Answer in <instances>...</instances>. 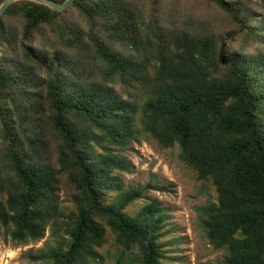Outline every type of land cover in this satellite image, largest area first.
Returning <instances> with one entry per match:
<instances>
[{"label": "trees", "instance_id": "1", "mask_svg": "<svg viewBox=\"0 0 264 264\" xmlns=\"http://www.w3.org/2000/svg\"><path fill=\"white\" fill-rule=\"evenodd\" d=\"M206 1L234 25L230 34L195 30L189 20L160 25L144 3L128 0H74L62 12L23 0L6 9L0 229L15 245L46 230L52 238L27 261L98 264L108 230L126 264H163L164 211L148 202L128 214L143 191L120 185L129 173L122 152L140 132L177 147L178 159L212 185L216 201L199 210L200 223L225 252L223 264H264V0ZM69 8L87 32L62 20ZM227 36L246 49L228 48ZM86 59L100 82L85 75ZM113 84L141 97L122 99ZM62 177L74 189L67 212L56 194Z\"/></svg>", "mask_w": 264, "mask_h": 264}, {"label": "rangeland", "instance_id": "2", "mask_svg": "<svg viewBox=\"0 0 264 264\" xmlns=\"http://www.w3.org/2000/svg\"><path fill=\"white\" fill-rule=\"evenodd\" d=\"M135 5L143 3L152 14V19L165 26H181L189 23L195 30L230 34L234 25L214 5L206 0H156L157 7L150 0H128ZM145 11V9H143ZM63 16L64 22L78 25L84 32L88 31L87 24L70 8ZM156 15V16H154ZM50 46L51 42L44 38ZM239 36L225 38L228 48H245ZM39 40L36 42L38 44ZM46 47V46H45ZM85 66L88 70L85 75L100 82L97 67L90 60ZM90 65V66H89ZM84 68V69H85ZM114 92L122 99L137 101L140 94L137 90L120 84L112 85ZM144 135H138L137 141L131 142L122 157L127 163L129 173L121 172L122 190L140 189L142 198L133 202L127 209L128 214H134L143 205L153 202L164 211V236L161 238L164 252L163 264H223L225 252L216 250L204 236V229L200 223V209L209 203H214L216 195L210 182L200 181L195 173L178 159V149L161 148L146 140ZM55 151L49 150L48 159L53 162ZM147 186H157L158 191ZM74 193L71 185L64 177L60 178L57 198L60 207L66 212L71 209L70 195ZM114 196L107 195V202ZM107 231L104 244L97 251L102 255L98 264H126L128 259L123 257L120 250L112 242L113 236ZM48 230L37 242L26 245H15L7 234L0 229V264H41L26 260L27 254L49 250L52 247V238Z\"/></svg>", "mask_w": 264, "mask_h": 264}, {"label": "water", "instance_id": "3", "mask_svg": "<svg viewBox=\"0 0 264 264\" xmlns=\"http://www.w3.org/2000/svg\"><path fill=\"white\" fill-rule=\"evenodd\" d=\"M18 1H23V0H3L0 3V19L2 17V15L4 14V12L6 11V9L11 6L13 3L18 2ZM26 1H30L36 4H40V5H44L52 10H55L57 12H62L63 10H65L66 8H68L69 6L72 5V3L74 2V0H65L62 3L59 2H54L51 0H26Z\"/></svg>", "mask_w": 264, "mask_h": 264}]
</instances>
